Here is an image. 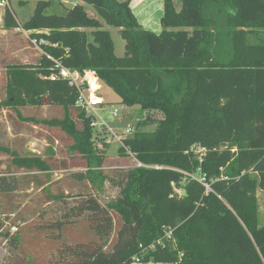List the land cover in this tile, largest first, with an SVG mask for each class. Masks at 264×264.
I'll use <instances>...</instances> for the list:
<instances>
[{"label": "trees", "instance_id": "1", "mask_svg": "<svg viewBox=\"0 0 264 264\" xmlns=\"http://www.w3.org/2000/svg\"><path fill=\"white\" fill-rule=\"evenodd\" d=\"M80 1L99 18L61 0H38L22 23L5 8L4 29L22 28L48 44L36 63L7 65L1 105L60 108L61 116L31 119L60 129L86 177L103 178L92 171L106 148L96 146L90 117L75 104L74 87L51 78L55 62L92 70L123 105L139 107L135 131L118 150L143 166L124 173L105 206L89 194L66 205L64 193L47 190L51 163L9 151L11 165L46 178L0 172V212L7 218L16 191L35 184L44 202L58 203L60 216L23 220L15 232L0 219L7 252L0 264H33L28 251L42 241L48 257L55 254L46 264H264L256 194L264 191V44L248 42L264 28V0H163L159 33L140 25L130 0ZM57 5L61 13L46 12ZM103 21L119 28L122 56ZM150 124L153 130L142 129Z\"/></svg>", "mask_w": 264, "mask_h": 264}, {"label": "rangeland", "instance_id": "2", "mask_svg": "<svg viewBox=\"0 0 264 264\" xmlns=\"http://www.w3.org/2000/svg\"><path fill=\"white\" fill-rule=\"evenodd\" d=\"M37 1L0 0V145L8 148L7 151H0V172L11 169L17 176L33 174L41 180H44L46 178L44 172L24 166L18 168L11 165L12 157L9 151H14L21 157L37 156L46 159L54 166L49 173L50 177L49 183H47V190L53 194L64 193L66 196V205H72L82 199V196L89 194L94 196L101 205L105 206L110 199L117 196L120 189L119 182L122 180L124 173L136 165V158L132 154L121 155L119 153L118 148L120 143L116 137L112 136L107 130L102 132L101 138L100 136L95 137L94 135L98 133L96 129L93 130V140L96 146L101 149L106 148V151L104 153V162L101 166L92 170L95 173L99 172L104 177L96 179L95 176V179L92 181L85 175L86 166L82 157L78 153H71L69 151L68 146L70 140L64 133L56 127H49L40 121L35 122L31 119V117L41 120L52 116H61L62 112L60 108L45 103L39 107H19L15 111L5 105H1L2 100L6 97L4 84L6 81L5 72L7 65L14 62L36 63L40 56V50L29 40L28 31L22 28H14L11 30L3 28L4 10L6 7H9L14 12L16 19L22 23L32 15ZM76 1L84 7L89 15L98 17L91 5L80 0ZM132 2L138 8L136 13L139 16L134 14L137 21L140 23H148L147 27H142L159 33L161 26L156 17L157 13L163 11V0H131ZM175 3L178 4V0H175ZM150 8L152 10H149ZM46 12L49 14H59L62 12V7L60 5L52 6ZM102 29L109 31L113 40L115 54L122 56L125 50V42L119 34V28L108 25L103 21ZM248 42L251 44H264V28L248 36ZM100 95L104 101L101 111L102 115L113 131L120 133L126 128L127 124L135 127L140 112L137 105H123L120 102L119 96L104 84ZM109 109H115L117 116H111ZM154 127L155 124H150L142 129L151 131ZM104 144H106V147ZM195 151L199 152L198 149ZM43 193L44 191L35 186V184L17 190L14 198V208L8 213V217L6 218L0 212V219L4 222L3 228L10 230L11 226H16L17 229L19 225H23V220L28 225L35 221L46 222L47 220H53L60 216L57 212V209L59 210L58 203L55 201L44 202ZM256 194L260 205V210H258V224L262 225L264 223V191L258 189ZM10 232L12 231L10 230ZM69 232H76L75 234H78L76 228L73 229L70 227ZM113 235L114 231H112L111 236ZM39 247L40 250L38 251H33L34 249L28 251L30 252V256H32L30 258H32L33 264H46L51 260V257L54 259V252L48 257L51 253L46 251V242L42 241ZM6 256L5 242L0 240V262Z\"/></svg>", "mask_w": 264, "mask_h": 264}, {"label": "built area", "instance_id": "3", "mask_svg": "<svg viewBox=\"0 0 264 264\" xmlns=\"http://www.w3.org/2000/svg\"><path fill=\"white\" fill-rule=\"evenodd\" d=\"M2 3H4V1H2ZM29 40L36 48L40 50L41 53V44H48V42L43 39L37 40L36 38H29ZM54 67L57 73L52 75L51 78H62L66 80L69 85L74 87L76 91L75 104L84 110L86 116L90 117V127L92 129V132L94 129H96L98 133L94 135L95 137L100 136L101 138L102 132L107 130L111 133L112 136L116 137L117 141H119L120 144H122L123 138L133 134V132L135 131V127H132L129 124L126 125V128L122 132L117 133L113 131V129L105 121L101 112L103 109L104 101L102 96L100 95L103 84L96 76L94 71L73 70L63 66L59 62H55ZM109 111L111 113V116H117L115 109H109ZM135 166H143V164L136 159ZM10 230L14 232L16 230V226H11ZM166 235H170V230H167Z\"/></svg>", "mask_w": 264, "mask_h": 264}, {"label": "crops", "instance_id": "4", "mask_svg": "<svg viewBox=\"0 0 264 264\" xmlns=\"http://www.w3.org/2000/svg\"><path fill=\"white\" fill-rule=\"evenodd\" d=\"M62 1H67V2H70V3H72V4H76L77 3V1L76 0H62ZM130 8H131V10H132V12H134L133 14H136V15H138L139 16V14H137L136 12H137V9L138 8H136L135 6H134V3L132 2L131 3V0H130ZM149 10H152V8H150ZM162 14H163V11L161 12H159V13H157V17L156 18H158V20H160V17L162 16ZM137 16V17H138ZM141 16V15H140ZM140 23V22H139ZM140 25L141 26H148V23L147 22H145V23H140ZM18 29V28H17ZM11 30V29H10ZM28 33H30V31H28ZM156 33H158V32H156ZM37 51H39V50H37ZM39 54L41 55V52L39 51ZM258 202H259V199H258ZM258 210H260V205H259V203H258ZM259 213V212H258Z\"/></svg>", "mask_w": 264, "mask_h": 264}, {"label": "water", "instance_id": "5", "mask_svg": "<svg viewBox=\"0 0 264 264\" xmlns=\"http://www.w3.org/2000/svg\"><path fill=\"white\" fill-rule=\"evenodd\" d=\"M64 6H66L68 9L69 8H72L74 4L70 3V2H67V1H62Z\"/></svg>", "mask_w": 264, "mask_h": 264}]
</instances>
